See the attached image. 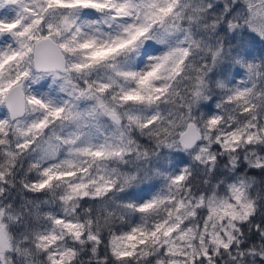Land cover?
Segmentation results:
<instances>
[{
    "label": "snow or ice",
    "instance_id": "snow-or-ice-1",
    "mask_svg": "<svg viewBox=\"0 0 264 264\" xmlns=\"http://www.w3.org/2000/svg\"><path fill=\"white\" fill-rule=\"evenodd\" d=\"M0 264H264V0H0Z\"/></svg>",
    "mask_w": 264,
    "mask_h": 264
}]
</instances>
